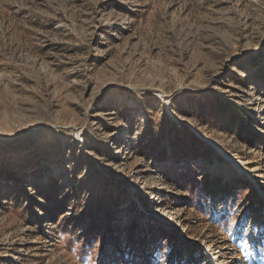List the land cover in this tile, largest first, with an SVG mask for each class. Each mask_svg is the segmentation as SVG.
<instances>
[{
    "label": "rangeland",
    "instance_id": "obj_1",
    "mask_svg": "<svg viewBox=\"0 0 264 264\" xmlns=\"http://www.w3.org/2000/svg\"><path fill=\"white\" fill-rule=\"evenodd\" d=\"M210 252L264 264V0H0V264Z\"/></svg>",
    "mask_w": 264,
    "mask_h": 264
},
{
    "label": "bare ground",
    "instance_id": "obj_2",
    "mask_svg": "<svg viewBox=\"0 0 264 264\" xmlns=\"http://www.w3.org/2000/svg\"><path fill=\"white\" fill-rule=\"evenodd\" d=\"M196 164L193 163L192 166H191V170L192 171H196ZM240 167L244 168L243 165L240 164ZM210 256L212 257L213 259V262H215V264H219L218 261L216 260V258L214 257V254L212 252H210Z\"/></svg>",
    "mask_w": 264,
    "mask_h": 264
}]
</instances>
